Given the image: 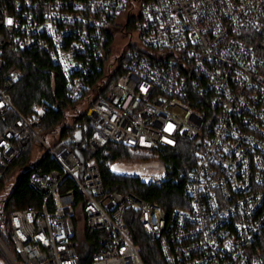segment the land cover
<instances>
[{
  "label": "built area",
  "instance_id": "1",
  "mask_svg": "<svg viewBox=\"0 0 264 264\" xmlns=\"http://www.w3.org/2000/svg\"><path fill=\"white\" fill-rule=\"evenodd\" d=\"M263 28L264 0H0V115L13 118L0 135V179L32 143L57 165L31 174L39 204L10 212L0 264H144L131 226L163 264H264V39L254 37ZM5 48L44 54L71 102L102 89L118 48L124 74L87 108L91 135L77 126L45 142L40 125L54 107L41 100L26 116L14 106L20 76L3 73ZM182 141L195 149L185 208L166 213L103 186L96 156L107 145L158 160ZM119 163L112 174L145 187L167 179L157 168L120 173Z\"/></svg>",
  "mask_w": 264,
  "mask_h": 264
},
{
  "label": "trees",
  "instance_id": "2",
  "mask_svg": "<svg viewBox=\"0 0 264 264\" xmlns=\"http://www.w3.org/2000/svg\"><path fill=\"white\" fill-rule=\"evenodd\" d=\"M254 37L260 40L264 39V28ZM108 38L104 48L106 57L113 49L114 42L111 34ZM255 48L260 53H264L262 42L256 43ZM116 54L117 61L111 68V73L106 75L108 80L102 89L99 90L100 85H91L89 97L71 102L66 99L64 83L59 70L49 64L44 54L38 52L19 53L5 48L6 60L3 73L16 72L20 76V79L9 91L11 101L26 116L31 113L33 105L41 100L54 107L47 111L41 122L40 132L43 135L58 133L61 138L66 139L76 132L75 128L78 126L81 129L86 128L85 135L89 136L92 131L87 125L85 115L87 108L96 99L106 97L111 85L124 74L125 57L120 54L118 49ZM92 74L94 75L91 77L96 81L103 79V75L98 71H94ZM12 125V116L0 115V135ZM35 151L34 143L22 148L20 155L10 163L8 171L0 179V234L3 235L7 246H10V243L4 233L8 231L10 212L38 205L40 201V197L29 187L31 174L33 172L48 173L57 169V165L48 154H44L41 159L32 162ZM131 153L126 148L107 145L102 152L97 154L102 184L106 189L116 190L122 194L131 193L143 200L156 202L166 213L187 206V199L184 195L187 183L185 174L187 169L193 165L195 155V149L190 141H182L176 149L164 148L161 150L158 160L167 179L159 188L145 187L134 178L114 175L109 171L111 163L129 159ZM131 232L135 237L144 264H163L157 245L149 241L136 227L131 226Z\"/></svg>",
  "mask_w": 264,
  "mask_h": 264
},
{
  "label": "rangeland",
  "instance_id": "3",
  "mask_svg": "<svg viewBox=\"0 0 264 264\" xmlns=\"http://www.w3.org/2000/svg\"><path fill=\"white\" fill-rule=\"evenodd\" d=\"M115 34L118 35L119 39L121 40L122 36L119 30L115 31ZM118 48H116L114 51L116 52ZM45 142L47 144H51L53 140V136L46 135L44 136ZM35 156L32 159V162H36L45 154L44 148H36ZM119 166L116 167L118 172L120 173H145L152 169H161L164 171L162 165L160 164L159 160L156 158H153L151 156L143 155V154H135L131 153V156L129 159H124L119 161ZM165 172V171H164ZM1 257V253H0Z\"/></svg>",
  "mask_w": 264,
  "mask_h": 264
},
{
  "label": "snow or ice",
  "instance_id": "4",
  "mask_svg": "<svg viewBox=\"0 0 264 264\" xmlns=\"http://www.w3.org/2000/svg\"><path fill=\"white\" fill-rule=\"evenodd\" d=\"M8 23H9V24H11V23H12V21H11V20H9V21H8Z\"/></svg>",
  "mask_w": 264,
  "mask_h": 264
},
{
  "label": "water",
  "instance_id": "5",
  "mask_svg": "<svg viewBox=\"0 0 264 264\" xmlns=\"http://www.w3.org/2000/svg\"><path fill=\"white\" fill-rule=\"evenodd\" d=\"M78 137H80V133L78 134ZM66 143H69V141H67Z\"/></svg>",
  "mask_w": 264,
  "mask_h": 264
}]
</instances>
